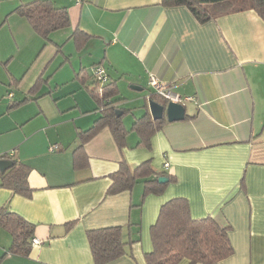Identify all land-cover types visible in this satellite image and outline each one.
<instances>
[{
	"label": "crops",
	"instance_id": "0c3cea01",
	"mask_svg": "<svg viewBox=\"0 0 264 264\" xmlns=\"http://www.w3.org/2000/svg\"><path fill=\"white\" fill-rule=\"evenodd\" d=\"M34 1L0 4V36H11L9 45L0 42V99L7 94L0 151H14L13 159L29 167L32 189L24 197L0 187V206L32 223L38 242L27 256L8 254L11 235L0 227V264H95L86 232L111 226L121 227L125 253L106 264H146L150 228L160 206L175 198L187 201L192 219L229 227L232 254L219 264H264V21L244 10L199 23L185 6L161 0H49L66 11L68 25L43 37L15 12ZM67 63L65 79L75 82L68 114L48 117L40 105L43 118L10 113L55 91L59 84L49 83ZM96 65L117 90L122 148L107 127L85 142L79 137L101 116L91 93ZM150 76L191 100L182 104L184 119L164 117L145 147L132 124L144 115L153 120ZM126 114L132 117L124 122ZM52 145L57 149L49 151ZM80 145L87 166L77 170ZM121 159L131 169L149 162L173 180L160 194L143 195L139 180L107 195Z\"/></svg>",
	"mask_w": 264,
	"mask_h": 264
},
{
	"label": "trees",
	"instance_id": "16d2710c",
	"mask_svg": "<svg viewBox=\"0 0 264 264\" xmlns=\"http://www.w3.org/2000/svg\"><path fill=\"white\" fill-rule=\"evenodd\" d=\"M163 6H185L199 23L212 20L220 15L253 10L264 21V0H161ZM20 16L27 19L34 31L43 37L58 28L68 25L67 13L64 9L54 8L49 0H38L19 6L16 10ZM94 87L92 95L97 100L101 116L85 132L80 133L82 142L91 138L100 128L107 127L119 148L125 144L126 131L120 117L116 116L117 95L114 84L108 80L100 84L91 76ZM150 100L163 106L166 100L153 93ZM163 119L151 120L144 115L136 119L132 129L139 135L138 145L149 147V138L163 124ZM10 160L11 165L0 171V187L9 189L12 193L29 197L32 193L27 182L29 167L19 163L13 156H3ZM74 169L87 166V157L82 145L73 152ZM159 177L167 178L166 183H160ZM111 184L107 195L131 189L137 181L143 183V195L160 194L170 176L155 173L149 162H143L131 169L124 159L119 162L116 172L110 175ZM72 223H68L67 227ZM0 227L7 229L11 235V243L6 253L27 256L30 252L35 226L6 206H0ZM228 226L219 225L213 218L192 219L189 206L185 199H170L160 206L155 223L150 228L152 250L144 255L146 264H179L187 260L188 264H219L232 254L228 237ZM86 238L95 264L109 263L125 253V243L121 238V227L111 226L89 230ZM1 259V257H0Z\"/></svg>",
	"mask_w": 264,
	"mask_h": 264
},
{
	"label": "rangeland",
	"instance_id": "374dc122",
	"mask_svg": "<svg viewBox=\"0 0 264 264\" xmlns=\"http://www.w3.org/2000/svg\"><path fill=\"white\" fill-rule=\"evenodd\" d=\"M7 0H0V4H4V2ZM10 38L11 36L9 35L8 32H4V34H2L0 36V42H4L7 45L10 44ZM78 57H71L70 60L71 62H73L74 60H76ZM90 67V66H87ZM91 68V67H90ZM69 70H71V65L69 63H67L64 67H62L61 69H58L54 74H53V79L50 81L49 86L52 88L54 83L57 82L59 84V87L53 91L52 93L42 97L41 99L38 100L37 104L35 103V101H29L25 104L20 105L18 108L10 110V113H12V115L16 116V117H22L25 114H30V116H36V118L41 117L43 118V113L48 116V117H52V118H56L59 116L63 115L65 116V114L69 113L71 110H67L68 105L73 103V95L68 91L70 85H75V82H70V81H66L65 79V72L67 73ZM4 71L3 69L0 67V75H3ZM71 85V86H72ZM71 89V87H70ZM48 89L47 87H44L42 89V92H46ZM9 93H11L10 91H8ZM7 92V93H8ZM13 93V92H12ZM7 95V94H6ZM6 95L3 97V99H0V108L2 107V105H4V103H6ZM20 96V95H19ZM19 98V97H18ZM23 98V97H20ZM38 105L41 106V109L43 111V113H40V110L38 108ZM70 108V107H69ZM68 108V109H69ZM68 116V115H67ZM3 117H6L5 115ZM61 117V118H62ZM132 117L131 115L126 114L123 118L124 122L126 119ZM34 121V120H33ZM32 127L33 128H37L40 125V122H32ZM61 131H63V127L59 128ZM65 135V133H64Z\"/></svg>",
	"mask_w": 264,
	"mask_h": 264
},
{
	"label": "built area",
	"instance_id": "2783aa9c",
	"mask_svg": "<svg viewBox=\"0 0 264 264\" xmlns=\"http://www.w3.org/2000/svg\"><path fill=\"white\" fill-rule=\"evenodd\" d=\"M91 75L100 83L104 84L108 82L109 78L107 77L105 70L99 66L96 65L91 69ZM149 86L153 89L154 93L160 96L161 98L165 99L166 102H174V103H180L183 104L185 101L191 100L190 97H181L180 95L173 93L170 89L167 83L161 82L158 79H156L154 76L149 77L148 81ZM11 93H8V96H11ZM57 149L56 145H52L49 147V151H54ZM11 157L14 155V151H9L6 153H2L0 151V159H4L3 156ZM32 245L36 244L38 241L37 239L31 240Z\"/></svg>",
	"mask_w": 264,
	"mask_h": 264
},
{
	"label": "water",
	"instance_id": "95a60500",
	"mask_svg": "<svg viewBox=\"0 0 264 264\" xmlns=\"http://www.w3.org/2000/svg\"><path fill=\"white\" fill-rule=\"evenodd\" d=\"M150 114L153 120H160L165 117L169 122L180 121L185 117L184 106L180 103L168 102L165 106L150 100ZM10 160L0 159V171H4L11 165ZM158 181L164 183L167 181L165 177H159Z\"/></svg>",
	"mask_w": 264,
	"mask_h": 264
}]
</instances>
